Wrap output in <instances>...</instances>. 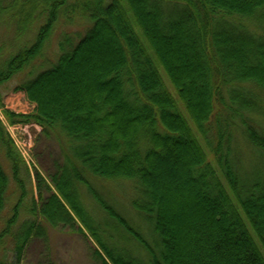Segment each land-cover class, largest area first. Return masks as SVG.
I'll use <instances>...</instances> for the list:
<instances>
[{"label": "trees", "instance_id": "obj_1", "mask_svg": "<svg viewBox=\"0 0 264 264\" xmlns=\"http://www.w3.org/2000/svg\"><path fill=\"white\" fill-rule=\"evenodd\" d=\"M70 1L0 0V105L1 87L31 68L15 91L35 105L30 114L4 115L68 143L50 176L58 193L40 192L41 201L25 208L30 171L0 119V225L12 186L21 190L0 229V248L10 237L13 259L0 264H23L42 222L86 229L100 264H264V173L243 169L244 148L264 157V0ZM169 3L183 9L169 12ZM76 9L85 30L63 32L53 60L51 39L62 20L75 21ZM9 35L26 37L25 47ZM94 178L136 184L133 207L152 221L155 244L95 191ZM76 185L145 256L101 236L82 198L69 193ZM25 210L33 217L22 219Z\"/></svg>", "mask_w": 264, "mask_h": 264}, {"label": "rangeland", "instance_id": "obj_2", "mask_svg": "<svg viewBox=\"0 0 264 264\" xmlns=\"http://www.w3.org/2000/svg\"><path fill=\"white\" fill-rule=\"evenodd\" d=\"M79 1L81 2L83 0H78V3ZM70 2L72 5L77 4V0H71ZM168 5L171 6L165 7L170 10L169 12L183 9L181 5H174L173 3H169ZM74 12L75 14L69 15V17L72 20L75 19V21H67L68 19L62 20L58 24L55 34L51 39L49 50L51 51V59L53 60H56L57 58V52L59 48L58 44L63 32L77 33L79 30H85V28L80 24V19L82 18L81 13H79L78 9H76ZM87 23L89 22L87 21ZM6 28L8 29L9 33L11 32V34L15 35V33H13L14 26L9 25ZM6 28H2V35H5ZM6 37L9 40L12 38L11 35ZM26 41V37H18L17 39L14 38L11 42H15L18 45L24 46ZM41 63L42 62H39L40 68L44 69L50 64V62L44 65ZM30 70L17 75L1 87L3 96L2 105H0V119H2L4 122V125L10 136L12 135L11 138L14 140V143L16 141L18 147L23 149L22 150L20 148L19 150L15 143L21 156L25 159L24 161L26 162V165L30 171V174L25 171L23 172L28 189L27 198L24 200V207L28 209L30 208L28 206H31L34 201L37 203L41 201L40 192H42L44 198H49L53 192L58 193L54 184L52 183V180L50 179V176L55 173L56 166L61 164L64 157V148L67 149L68 146L66 140H63V145L65 146L63 147V145H61L58 140L48 138L45 134H43L42 127L37 124H12L5 117V109L11 110L17 114H30L35 110V105L30 102L25 92L15 91L18 85L29 78ZM42 71L43 70H37L34 76ZM164 78L169 90L179 100L175 89L166 75H164ZM179 103L183 111H185L183 104L181 102ZM259 125L264 126L263 116L260 117ZM198 136L200 137V135ZM201 139L202 144L205 146L210 155L209 147L207 146L205 140L203 138ZM235 142L240 145L238 147V151L243 153L241 147H246V145L241 131L236 133ZM25 148L27 150H25ZM251 150L252 151L249 150L248 152L244 148L246 157V163L244 166H247L246 168H243L245 169L244 171H247L248 166H255L257 168V174L264 173V157L259 152L253 149ZM0 158L2 160L4 159L3 156ZM64 165H68V175L71 177L72 169L70 164H68L66 161ZM38 173L42 176L40 187L38 186L39 184L36 178ZM244 180L247 183L254 181L251 179V177H247ZM92 182L95 191L103 199H105L112 207L122 214L130 222V224L135 227L150 243L155 244L157 236L153 230L152 221L134 210L133 201L138 197V191L137 186L133 181L125 179L108 180L103 178H94L92 179ZM12 187L13 189L10 191L8 198V208L2 217L0 229L5 224L7 217L11 214L13 207L19 200L21 190L17 187V185ZM69 193L74 199L82 198L83 205L87 209L89 215L94 219L95 224L101 228V236L110 245L117 244L121 247H126V249L132 252V255L138 257L146 255L138 242L128 238L129 236L127 237L125 234V238L119 237L118 231L120 229L117 228V223L111 220L108 215L100 208L98 203L94 200L93 195L87 188L76 185L72 187L71 190H69ZM64 203L69 208V205L65 201ZM26 210L23 213L22 219L33 217L30 215V213H28L29 211ZM77 225L82 226L79 220H77ZM42 227L43 234L34 237L25 249L23 264H40L41 262L49 263L50 261H53L57 264H100L99 260L95 257L94 252L97 249H101L95 239L86 229H84V233H81L77 230V227L75 230L66 226L52 228L49 224L44 222H42ZM111 234L115 235V237L110 238ZM120 239L124 244L120 241ZM12 259V239L8 237L6 245L0 248V262L4 261L8 263Z\"/></svg>", "mask_w": 264, "mask_h": 264}, {"label": "built area", "instance_id": "obj_3", "mask_svg": "<svg viewBox=\"0 0 264 264\" xmlns=\"http://www.w3.org/2000/svg\"><path fill=\"white\" fill-rule=\"evenodd\" d=\"M12 136V135H11ZM15 143H16V141H15ZM16 145H17V143H16ZM17 147H18V145H17ZM19 148V147H18ZM21 148V147H20ZM20 148H19V150H20ZM22 149V148H21ZM23 150V149H22ZM25 150H27L26 148H25Z\"/></svg>", "mask_w": 264, "mask_h": 264}]
</instances>
